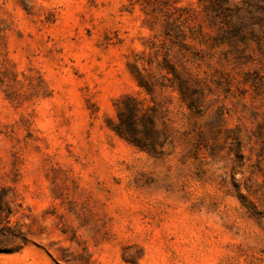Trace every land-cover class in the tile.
I'll return each mask as SVG.
<instances>
[{
  "label": "rangeland",
  "instance_id": "rangeland-1",
  "mask_svg": "<svg viewBox=\"0 0 264 264\" xmlns=\"http://www.w3.org/2000/svg\"><path fill=\"white\" fill-rule=\"evenodd\" d=\"M227 1L236 15L242 0ZM161 4L0 0V188L16 235L0 234V264H264V37L254 19L233 26L177 0L208 36L187 50L166 39L162 50L202 90V114L157 87L166 109L153 117L172 134L155 157L109 128L117 98L153 104L127 65L163 74L146 63L163 28L150 30L143 12Z\"/></svg>",
  "mask_w": 264,
  "mask_h": 264
},
{
  "label": "trees",
  "instance_id": "trees-1",
  "mask_svg": "<svg viewBox=\"0 0 264 264\" xmlns=\"http://www.w3.org/2000/svg\"><path fill=\"white\" fill-rule=\"evenodd\" d=\"M139 1L147 4V0H136V2ZM161 1L162 6L152 9L150 12H143L147 15L145 25L150 30H153L155 25H160L163 28L162 33L154 34L148 39L147 45L150 49L148 56L152 60L146 61L147 65L155 62L159 71L163 72V74L159 76L152 74L144 66L139 69L135 63L127 65L128 71L138 87L144 90L153 104L144 106L140 100L130 95H123L117 98L114 103L116 121L111 122L109 125V128L118 137L140 151H144L154 157L157 154H162V149L168 137L172 134L165 121L161 123V128H158L153 117L156 111L159 113L162 109H166L163 103L155 102L153 95L157 87L160 93L162 89L167 88L176 92L178 102L186 106L188 113L198 114L199 116L202 114L200 109L203 101L202 90L197 89L193 85L194 81L190 75L184 70L179 71L172 60L168 58L169 54L162 50L165 48L166 39H169L171 44H177L181 49L187 50V48L194 46L188 43V40L191 42L197 41L198 34L202 38L208 36L200 28L192 24L191 15L193 10L191 8L178 7L176 5L177 0ZM198 1L202 5V11L224 13L228 22L233 26H235V17L239 24H242L246 19H254L253 28H256L258 34L264 37V0H242L240 5L237 6L238 12L236 15L235 7L232 8L228 5L227 0H222L224 7L222 6L223 3L218 0ZM163 52L165 54L162 57V61H160L158 55H162ZM158 118L161 119L160 117ZM235 148L237 149V146ZM236 189L238 188L236 187ZM237 195L243 205L251 210L250 206L244 204V197L239 193ZM11 214L12 209L7 199V194L5 190L0 188V234L5 236V238L9 236L16 237L10 226Z\"/></svg>",
  "mask_w": 264,
  "mask_h": 264
}]
</instances>
